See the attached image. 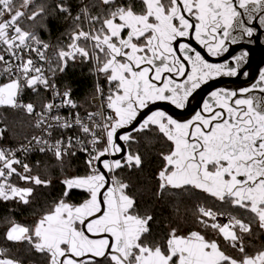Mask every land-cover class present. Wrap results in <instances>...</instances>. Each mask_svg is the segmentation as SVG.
I'll use <instances>...</instances> for the list:
<instances>
[{"label": "snow or ice", "instance_id": "1", "mask_svg": "<svg viewBox=\"0 0 264 264\" xmlns=\"http://www.w3.org/2000/svg\"><path fill=\"white\" fill-rule=\"evenodd\" d=\"M238 8L264 29V0H0V108L29 128L13 143L0 114V202L31 207L54 186L31 154L64 171L86 157L84 175H64L58 199L31 224L7 220L2 239L40 264H264V243L254 246L264 238V69L250 87L212 90L186 121L160 107L185 109L210 81L241 74L248 52L232 46L253 42L256 28ZM53 22L67 25L55 46L41 35ZM81 63L107 84L95 85L104 111L85 117L56 82ZM29 92L41 99L26 101ZM153 139L167 150L153 153ZM150 156L160 166L145 193L171 202L198 190L231 209L193 213L215 238L176 226L153 238L155 215L133 195ZM9 253L0 248V264H23Z\"/></svg>", "mask_w": 264, "mask_h": 264}, {"label": "trees", "instance_id": "2", "mask_svg": "<svg viewBox=\"0 0 264 264\" xmlns=\"http://www.w3.org/2000/svg\"><path fill=\"white\" fill-rule=\"evenodd\" d=\"M76 2L77 0H72L73 4ZM49 28V31L41 34L42 39L49 43H53V46H55L58 41L64 39L62 34L67 30V25L62 22H53L49 25ZM0 79L3 78L0 77ZM99 81L106 85L104 78L95 74L94 66L91 63L70 65L63 74H58L56 79L57 84L61 88L65 89L67 87L72 89L73 99L78 105V111L81 113H87L94 109L90 101L97 94L95 85ZM43 95L47 96L46 93H43ZM27 98L26 101L29 100V98L32 101L36 99L30 92ZM0 114L7 117L10 140L18 142L29 132L28 125L22 117H18L15 113L5 109H1ZM149 147L151 151L155 153L160 151L163 145L161 141L153 139ZM149 160L150 163L147 165L145 172L141 174L138 179L133 178V185L135 186L133 195L137 196L140 201L141 206L139 210L141 214L144 212L154 213L155 223L152 226L153 235L161 236L164 232L163 229H161V223L173 217L180 220L182 228L192 230L194 227H201L199 224L194 223L195 216L193 215L199 205L213 207L214 210L220 209L221 211H225L223 208L209 203L206 198L193 194L182 195L177 201L172 199L171 202H168L165 205L166 207H164L162 201L144 192L145 187L152 184V171L158 169L160 166L152 156L149 157ZM31 161L33 165L39 162V170L42 172L47 171L50 174L51 178L54 180V186L44 191L41 195H38L31 207H17L12 202H0V248L10 247L9 254L21 260L23 264H40L42 258L39 255L28 252L18 245H10L9 242L2 239L3 231L7 227L6 221L14 220L20 223L31 224L39 213L46 211L53 201L60 196L63 186L59 183V180L62 179L64 175L68 174L84 175L86 166L82 156L73 158L66 171L55 166V162L48 156H35ZM123 175L126 176L127 174ZM146 181L147 184L145 183ZM83 198L84 195L80 191H73L71 194L73 202H79ZM175 207H178L177 211H174ZM233 214H236V212L233 211Z\"/></svg>", "mask_w": 264, "mask_h": 264}, {"label": "flooded vegetation", "instance_id": "3", "mask_svg": "<svg viewBox=\"0 0 264 264\" xmlns=\"http://www.w3.org/2000/svg\"><path fill=\"white\" fill-rule=\"evenodd\" d=\"M237 10L241 12L242 18L245 20L247 26H253L256 28V34L252 38L253 42L249 43V38L245 37L240 45L232 46V51L234 54L242 50H246L248 52L247 63L242 67V69L240 70L241 74L238 75L237 77L235 78L221 77L216 80L210 81L209 84L203 86L200 90H198V93L194 95V98H190V102L185 109H176L175 106L167 103H162L160 105V107L163 108V110L167 111L169 114L173 115L174 118L180 120L181 122L192 118L195 112L200 110V108L202 107L203 100L208 97V95L212 90H216L220 88L228 89V90H239L242 87H250L251 84L255 83V81L258 79L259 71L261 69H264V29H262L259 25V14H255L256 19L253 20L251 24H247V17L243 15V10L239 8ZM209 59H212L213 62H219L215 60V58H209ZM245 71L249 73L247 78H245L242 75V73ZM161 143L163 145L161 150L166 151L167 145H165L164 142L162 141ZM192 194L200 195L206 198V194H202L198 190H194ZM184 195H189V194H184ZM206 199L209 203L215 204L223 208L224 210H231V209H226L224 206L220 204V202L215 201L212 198H206ZM173 200L177 201V199H173ZM162 203L164 207H166L165 205L168 202L163 201ZM199 206H204V205H199ZM177 209L178 207H175L174 211H177ZM220 222L221 223L226 222V217H222L220 219ZM171 226H176L179 234L181 235H187L192 230H199L202 233L207 231L210 237L215 238V234L212 233L211 230H205L202 227H194L192 230L188 228H182L180 224V220L176 219L175 217L169 218V220H164L161 223V227H162L161 229H163L165 233L163 232L161 236L153 235V238L158 241L165 238L166 231ZM261 243H264V238H262L259 234H257V236L254 239V246H259Z\"/></svg>", "mask_w": 264, "mask_h": 264}, {"label": "built area", "instance_id": "4", "mask_svg": "<svg viewBox=\"0 0 264 264\" xmlns=\"http://www.w3.org/2000/svg\"><path fill=\"white\" fill-rule=\"evenodd\" d=\"M50 44L53 45V43H50ZM97 84H100L101 87L104 88L105 92L107 91V84L105 85V84L101 83L100 81H99ZM57 87L60 89V91H63V90H64V89L61 88L58 84H57ZM46 94H47V93H46ZM35 97H36V96H35ZM72 97H73V93H72ZM26 99H28V98L26 97ZM40 99H41V98H40ZM40 99H39L38 97H36V99H35L34 101H39ZM29 100H30V98H29ZM90 103H91V105L94 107V109H93L92 111H104V106H103V104L101 103V100H100V97H99L98 94H96V96L93 97V98L91 99ZM1 109H2V108H0V111H1ZM69 111H71V110H69ZM75 111L79 112V114L81 115V117H85L86 114H87V113H81L80 111H78V108H77ZM11 112H12V111H11ZM90 112H91V111H90ZM12 113H13V112H12ZM63 114H64V115H67L68 112L65 111ZM0 122H2V121H0ZM70 134H71V133H70ZM11 142L14 143L15 141H12V140H11ZM35 156H42V155L39 154V153H33V154H31V155L28 157V160H29V162H30L31 164H32L31 159L34 158ZM78 156H82V157L84 158V160L86 159V157H85L83 154H78Z\"/></svg>", "mask_w": 264, "mask_h": 264}]
</instances>
